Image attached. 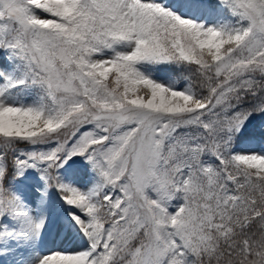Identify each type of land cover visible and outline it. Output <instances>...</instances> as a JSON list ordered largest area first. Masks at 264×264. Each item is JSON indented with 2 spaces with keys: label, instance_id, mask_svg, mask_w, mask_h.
<instances>
[{
  "label": "snow or ice",
  "instance_id": "1",
  "mask_svg": "<svg viewBox=\"0 0 264 264\" xmlns=\"http://www.w3.org/2000/svg\"><path fill=\"white\" fill-rule=\"evenodd\" d=\"M0 264H264V0H0Z\"/></svg>",
  "mask_w": 264,
  "mask_h": 264
}]
</instances>
